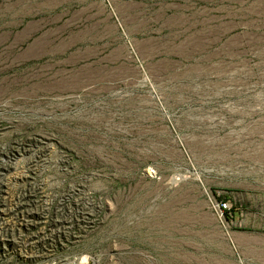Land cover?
Listing matches in <instances>:
<instances>
[{
	"label": "rangeland",
	"instance_id": "obj_1",
	"mask_svg": "<svg viewBox=\"0 0 264 264\" xmlns=\"http://www.w3.org/2000/svg\"><path fill=\"white\" fill-rule=\"evenodd\" d=\"M0 159V264H264V0H0Z\"/></svg>",
	"mask_w": 264,
	"mask_h": 264
},
{
	"label": "built area",
	"instance_id": "obj_2",
	"mask_svg": "<svg viewBox=\"0 0 264 264\" xmlns=\"http://www.w3.org/2000/svg\"><path fill=\"white\" fill-rule=\"evenodd\" d=\"M224 206H226V204H223Z\"/></svg>",
	"mask_w": 264,
	"mask_h": 264
},
{
	"label": "trees",
	"instance_id": "obj_3",
	"mask_svg": "<svg viewBox=\"0 0 264 264\" xmlns=\"http://www.w3.org/2000/svg\"><path fill=\"white\" fill-rule=\"evenodd\" d=\"M1 160V159H0Z\"/></svg>",
	"mask_w": 264,
	"mask_h": 264
}]
</instances>
